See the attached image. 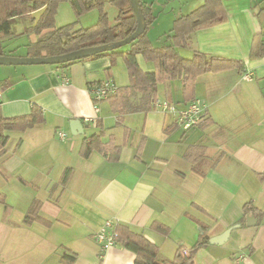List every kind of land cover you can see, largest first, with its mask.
Here are the masks:
<instances>
[{"label": "crops", "instance_id": "0c3cea01", "mask_svg": "<svg viewBox=\"0 0 264 264\" xmlns=\"http://www.w3.org/2000/svg\"><path fill=\"white\" fill-rule=\"evenodd\" d=\"M142 1L155 17L147 36L156 48L171 42L176 19L204 4ZM221 1L227 22L191 34L187 46L177 51L187 59L200 52L239 60L242 70L201 75L189 91L181 78L164 80L157 88L180 107L194 99L207 104L206 123L189 131L176 128L163 111L150 119L151 111L133 113L144 116L143 127L134 130L127 121L133 114L120 124L113 101H94L92 90L102 82L130 85L122 57L0 71V114L25 116L36 105L45 119L12 134L0 169L5 200L0 202V264H70L65 254L76 255L72 264H135L136 255L118 245L101 252L95 235L108 221L152 238L166 260L174 259L180 246L189 251L198 243L200 224L210 228V238L239 225L224 245L199 249L195 264H264V57L252 58L264 41V0ZM37 39L29 36L30 42ZM249 71L254 74L250 81L244 78ZM158 94L157 101L163 102ZM75 120L83 127H73ZM60 132L67 138L61 139ZM95 134H102L108 148H120L117 161L99 151L83 156L84 140ZM194 146L205 148L204 174L185 156ZM67 169L71 176L64 185ZM36 200L50 226L24 223ZM249 203L263 216L250 213L242 221ZM249 216L255 219L251 225ZM155 221L167 225L170 235L151 231Z\"/></svg>", "mask_w": 264, "mask_h": 264}, {"label": "trees", "instance_id": "16d2710c", "mask_svg": "<svg viewBox=\"0 0 264 264\" xmlns=\"http://www.w3.org/2000/svg\"><path fill=\"white\" fill-rule=\"evenodd\" d=\"M65 1L71 3L77 21L58 28L56 27L58 8ZM110 2L119 11L114 25L111 24L109 14L106 12L105 0H0V56H14V51L6 52L2 42L19 36L36 35L38 37L36 42H30L26 46L25 57L32 58L62 56L123 41L136 31L137 17L130 0H111ZM139 7L145 17L146 30L131 44L78 61L55 65L68 67L88 59L109 57L114 62L118 57L124 58L131 79L130 85L118 88L117 92L107 99L114 102L120 124L123 122L125 115L149 113L156 108L158 84L164 80L181 78L184 87L189 91L194 88L197 78L201 75L230 70L241 71L244 67L243 62L239 60L221 56H208L200 52H195L192 58L187 59L177 51V48L187 46L191 34L227 22L228 16L221 0H204L201 7L176 19L168 36L171 42L160 48L154 47L147 36L149 26L153 24L155 17L142 0H139ZM94 10L99 13L98 20L89 28L79 27L80 19ZM21 21L26 23L25 28L21 33L15 35V27ZM140 56L148 62L155 63L156 70L153 72L143 71L138 60ZM262 57H264V41H261V44L254 49L252 54L253 59ZM196 100L194 99L190 103ZM44 120L42 110L36 105L33 106L31 113L25 116L6 118L0 114V169L8 156L12 134L25 132L43 123ZM205 123L206 119L201 126ZM175 126L177 128L176 123ZM98 127L103 132L102 124ZM101 135L95 134L84 140L83 156L89 158L93 151H99L104 153L110 161H117L120 148H108L102 142ZM109 150H111L110 153ZM185 156L197 173L204 174L206 159L204 147H191ZM70 176L71 169H67L62 178L64 185L68 183ZM4 201V196L0 195V202L5 204ZM244 211L242 221L250 213H256L260 217L263 216V213L259 212L251 203L246 205ZM40 212L41 202L36 200L25 215L24 223L26 225L40 223L50 226L52 223L43 218ZM200 227L202 234L198 243L189 251L184 246H180L172 260L161 259L159 257L160 247L157 243H151L144 234L134 232L126 225L118 224L116 226L117 238L115 245L133 252L136 255L135 264H195L197 251L209 245L210 240L208 236L210 228L204 224H200ZM150 230L163 236H169L171 232L167 225L158 221L153 222ZM75 257V254H65L63 259L69 260L72 264ZM101 262L99 264H102Z\"/></svg>", "mask_w": 264, "mask_h": 264}, {"label": "built area", "instance_id": "2783aa9c", "mask_svg": "<svg viewBox=\"0 0 264 264\" xmlns=\"http://www.w3.org/2000/svg\"><path fill=\"white\" fill-rule=\"evenodd\" d=\"M244 78L248 81L254 78L252 72H246ZM118 90V86L111 81H106L93 88V98L95 102H102L114 95ZM2 90L0 89V104L2 100ZM156 108L161 109L166 115L171 116L177 127L189 131L201 126L208 113V106L205 102L196 100L186 106L180 107L178 104L169 101H158ZM89 120V119H88ZM61 139H66L67 135L63 132L59 133ZM118 223L108 221L95 235V241L100 245L101 252H106L109 248L115 246L117 238L116 226Z\"/></svg>", "mask_w": 264, "mask_h": 264}, {"label": "rangeland", "instance_id": "374dc122", "mask_svg": "<svg viewBox=\"0 0 264 264\" xmlns=\"http://www.w3.org/2000/svg\"><path fill=\"white\" fill-rule=\"evenodd\" d=\"M106 1V12L109 14L111 24L114 25L116 23V17L118 16V8L111 4V0H105ZM261 17H264V13ZM99 18V13L97 10H94L86 15H84L80 21H79V27L83 28H89L92 26ZM77 21V17L74 13V10L72 8V5L69 1L62 2L58 8L57 16H56V27H63L68 24L74 23ZM261 21V18H260ZM264 24V20L261 21ZM26 23H19L15 27V35H18L21 33L25 26ZM23 28V29H22ZM165 39V38H164ZM167 39V38H166ZM165 39V42H166ZM163 41V38L161 39ZM30 43L29 37L28 36H19L16 38L12 39H7L4 42H2V45L4 46V49H6V52H12L14 51V56L13 57H18V58H23L26 56V46ZM1 46V45H0ZM139 60L141 61V67L145 72H153L155 71V66L151 62H145L144 58L142 56L139 57ZM123 61V60H122ZM123 63H125L123 61ZM125 65V64H124ZM5 67H10V66H0V71H3V69H7ZM20 67H25V66H20ZM2 74L0 73V76ZM1 78V77H0ZM166 95L164 92H159L158 94V99L163 101H166ZM162 110L159 108H154L153 111L149 114V119L150 118H156L160 117L162 115ZM129 123H131V127H133L134 130L142 128L144 124V116L143 114H133L130 118L127 120ZM149 127V125H148ZM180 131V129H179ZM202 234V230L200 231Z\"/></svg>", "mask_w": 264, "mask_h": 264}, {"label": "water", "instance_id": "95a60500", "mask_svg": "<svg viewBox=\"0 0 264 264\" xmlns=\"http://www.w3.org/2000/svg\"><path fill=\"white\" fill-rule=\"evenodd\" d=\"M135 15L137 17V29L136 31L127 39L114 43L113 45H104L96 48H89L82 51L72 52L62 56L56 57H43V58H32V57H11V56H0V66H26V65H62L67 64L70 62L78 61L84 58H88L98 53L109 52L113 50H117L124 46L131 44L135 41L138 37H140L146 30V22L145 17L142 14L140 7H139V0H130ZM264 20V17H261V21ZM75 123V124H74ZM72 123L74 125H79L82 128V124L79 120H75ZM79 129V128H78ZM248 225H251L252 221H255L254 217L249 216L247 217ZM239 225L232 227L222 233L221 235L215 236L210 238L209 243L212 245L221 246L224 245L230 238L232 232L237 229ZM146 238L151 242L154 243V240L149 236Z\"/></svg>", "mask_w": 264, "mask_h": 264}]
</instances>
